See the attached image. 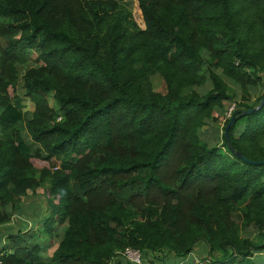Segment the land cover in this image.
<instances>
[{
  "label": "trees",
  "instance_id": "16d2710c",
  "mask_svg": "<svg viewBox=\"0 0 264 264\" xmlns=\"http://www.w3.org/2000/svg\"><path fill=\"white\" fill-rule=\"evenodd\" d=\"M263 97L264 0H0V227L47 200L4 264H264V166L224 134ZM230 141L264 161V105Z\"/></svg>",
  "mask_w": 264,
  "mask_h": 264
},
{
  "label": "rangeland",
  "instance_id": "374dc122",
  "mask_svg": "<svg viewBox=\"0 0 264 264\" xmlns=\"http://www.w3.org/2000/svg\"><path fill=\"white\" fill-rule=\"evenodd\" d=\"M129 5L130 8L133 10V12L137 15V0H126ZM140 22V21H138ZM34 59V57H32L31 61ZM153 82H154V86L156 91L158 92H165V85L164 82L161 78L159 77H154L153 78ZM22 83V82H21ZM262 93V91L256 92L254 94V99L257 96H260ZM18 94L20 96L23 97L24 99V110L26 112H32L33 111V104L24 96V90L22 89V86L20 85L19 89H18ZM52 94L50 95V97L52 98ZM53 100L51 99V104H53ZM234 105V103H227L226 108L227 111ZM221 124L219 125L220 127H222V125L224 124V120L223 118L220 120ZM205 136L207 139L210 138L211 135V131L209 129H205L204 132ZM35 147L37 148L38 146L35 145ZM29 199L27 198L26 201L23 203V207L21 209V214L19 213H15V215H13L10 224L5 225V226H1L0 227V237L4 236L5 240L0 239V248L2 247L1 242L8 243V236H10L8 234L9 231H12L11 233L16 234L17 232H19V225L21 224L22 226L20 227L21 230H25L28 228H32V229H37V228H41V224H39L38 222L39 220V216H43L46 214V198H44V196H40L39 198L37 197H32L31 194L29 195ZM25 222V223H24ZM41 222V221H40ZM24 223V224H22ZM39 230V229H38ZM40 241H44L43 243H45L46 238L44 236H40ZM54 245L50 246L48 249V254L51 256L52 253L54 252V250L56 249V242H53ZM44 245V244H43ZM166 256H163V253L160 254L158 256V258L160 260H157L156 258H154L156 261L155 263L157 264H166L169 262V264H174V260L171 261L173 258V256L171 255H167V259L164 260ZM208 249L205 248V246H203V243H199L195 250H193V253H191L186 260L184 261V263L186 264H196V263H203L206 264L208 262ZM149 262H152L153 257H149ZM120 263H125V261L120 260ZM119 262V260H116L115 263ZM154 262V261H153ZM164 262V263H163ZM114 264V263H113Z\"/></svg>",
  "mask_w": 264,
  "mask_h": 264
},
{
  "label": "water",
  "instance_id": "95a60500",
  "mask_svg": "<svg viewBox=\"0 0 264 264\" xmlns=\"http://www.w3.org/2000/svg\"><path fill=\"white\" fill-rule=\"evenodd\" d=\"M264 105V97L261 100L260 104L257 107L251 108L249 110L243 111L239 116L237 114H234L231 118V120L229 121L228 125L226 126L225 129V137L228 141V147L230 149V151L241 161L245 162L246 164L252 165V166H264V161H252L250 159H248L244 154H242L241 152L237 151L234 149V147L231 144L230 141V130L234 127L235 123L237 122V120L241 117L244 116H248L251 115L257 111H259Z\"/></svg>",
  "mask_w": 264,
  "mask_h": 264
},
{
  "label": "built area",
  "instance_id": "2783aa9c",
  "mask_svg": "<svg viewBox=\"0 0 264 264\" xmlns=\"http://www.w3.org/2000/svg\"><path fill=\"white\" fill-rule=\"evenodd\" d=\"M235 109L233 105L227 112L226 116L229 118L232 116V112ZM122 259L130 262L131 264H144L143 254L140 250L134 248H126L124 252L120 253ZM0 264H4L3 254L0 252Z\"/></svg>",
  "mask_w": 264,
  "mask_h": 264
},
{
  "label": "crops",
  "instance_id": "0c3cea01",
  "mask_svg": "<svg viewBox=\"0 0 264 264\" xmlns=\"http://www.w3.org/2000/svg\"><path fill=\"white\" fill-rule=\"evenodd\" d=\"M24 223H25V222H24ZM24 223H22V224H24ZM9 224H10V223H9ZM7 225H8V224H7ZM21 226H22V225L20 224V225H19V230H21V229H20ZM28 229L31 230L32 228H28ZM28 229H25V230H22V231H28ZM11 232H12V231H9L8 234H9V235H12L13 233H11ZM0 239L5 240V237L2 236V237H0ZM1 244H2V247H3V246L5 245V241H4V242H1ZM2 247H1V248H2ZM1 248H0V249H1Z\"/></svg>",
  "mask_w": 264,
  "mask_h": 264
}]
</instances>
